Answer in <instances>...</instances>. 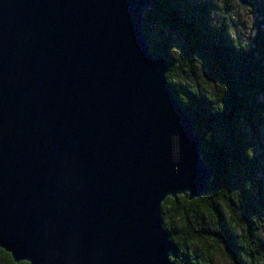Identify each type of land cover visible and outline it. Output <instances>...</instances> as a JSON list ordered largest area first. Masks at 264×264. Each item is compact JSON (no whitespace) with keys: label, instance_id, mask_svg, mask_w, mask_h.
Returning a JSON list of instances; mask_svg holds the SVG:
<instances>
[{"label":"water","instance_id":"95a60500","mask_svg":"<svg viewBox=\"0 0 264 264\" xmlns=\"http://www.w3.org/2000/svg\"><path fill=\"white\" fill-rule=\"evenodd\" d=\"M152 0H0V248L15 263L175 264L170 197L212 171L152 52Z\"/></svg>","mask_w":264,"mask_h":264},{"label":"trees","instance_id":"16d2710c","mask_svg":"<svg viewBox=\"0 0 264 264\" xmlns=\"http://www.w3.org/2000/svg\"><path fill=\"white\" fill-rule=\"evenodd\" d=\"M144 34L167 60L166 79L193 119L202 159L212 171L208 192L161 204L163 226L178 253L175 264H264V0H152ZM253 16L239 34L236 7ZM188 75L191 85L179 78ZM215 85L217 87H215ZM0 264L15 263L0 248Z\"/></svg>","mask_w":264,"mask_h":264},{"label":"rangeland","instance_id":"374dc122","mask_svg":"<svg viewBox=\"0 0 264 264\" xmlns=\"http://www.w3.org/2000/svg\"><path fill=\"white\" fill-rule=\"evenodd\" d=\"M235 20L238 25L239 34L241 36H247L250 33V28L252 26V20H253V16L250 13V9L245 6L238 5L236 7ZM179 80L186 85L192 84V79L188 75L182 76V78H179ZM215 87L217 86L215 85ZM255 153L257 156H259L260 153L262 154L264 153V150H262L260 144L255 145ZM260 161L264 168V161L263 160ZM260 175L264 181V173L260 172ZM261 219H262L261 226L264 228V213L262 214ZM211 259H212V264H225V257L219 250L215 249L211 251Z\"/></svg>","mask_w":264,"mask_h":264}]
</instances>
